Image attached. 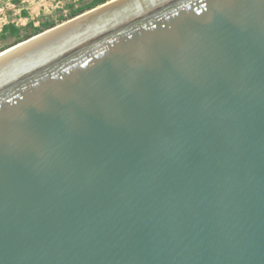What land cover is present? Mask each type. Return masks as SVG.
I'll return each mask as SVG.
<instances>
[{
  "label": "water",
  "instance_id": "1",
  "mask_svg": "<svg viewBox=\"0 0 264 264\" xmlns=\"http://www.w3.org/2000/svg\"><path fill=\"white\" fill-rule=\"evenodd\" d=\"M13 47L0 264H264V0H110Z\"/></svg>",
  "mask_w": 264,
  "mask_h": 264
},
{
  "label": "rangeland",
  "instance_id": "2",
  "mask_svg": "<svg viewBox=\"0 0 264 264\" xmlns=\"http://www.w3.org/2000/svg\"><path fill=\"white\" fill-rule=\"evenodd\" d=\"M88 2L90 0H0V48L8 47L17 37L32 33L33 29L27 27L29 22L34 26L58 22ZM7 24L20 29L17 37L10 32L5 33V37L1 36L2 27Z\"/></svg>",
  "mask_w": 264,
  "mask_h": 264
},
{
  "label": "trees",
  "instance_id": "3",
  "mask_svg": "<svg viewBox=\"0 0 264 264\" xmlns=\"http://www.w3.org/2000/svg\"><path fill=\"white\" fill-rule=\"evenodd\" d=\"M110 0H90V2H88L87 4L83 5L82 7L76 9V10H73L70 14V16L68 18H61L60 21L58 22H44L42 23L40 26H34L32 22H29L27 24V27H30L33 29V32L28 34V35H24V36H21V37H17L20 32V29L19 28H16L15 26H13L12 24H7V25H4L2 27V30H1V36L2 37H5V33L7 32H10L11 34L15 35L17 37V39L12 43L10 44L8 47H11L19 42H22L26 39H29L30 37L34 36V35H37L45 30H48V29H51L52 27H55L57 24L59 23H62L64 21H67L73 17H76L84 12H87L95 7H98L106 2H108ZM25 14V12H24ZM27 17V16H26ZM8 47H4V48H0V52L7 49Z\"/></svg>",
  "mask_w": 264,
  "mask_h": 264
},
{
  "label": "bare ground",
  "instance_id": "4",
  "mask_svg": "<svg viewBox=\"0 0 264 264\" xmlns=\"http://www.w3.org/2000/svg\"><path fill=\"white\" fill-rule=\"evenodd\" d=\"M42 35V34H41ZM31 40V39H30ZM29 41V40H28ZM27 42V41H26ZM25 43V42H24ZM23 44V43H22ZM21 45V44H20ZM19 46V45H18ZM17 47V46H16ZM16 47H13V48H11V49H9V50H7V51H5V52H3V53H1L0 55H2V54H4V53H6V52H8V51H10V50H12V49H14V48H16Z\"/></svg>",
  "mask_w": 264,
  "mask_h": 264
}]
</instances>
